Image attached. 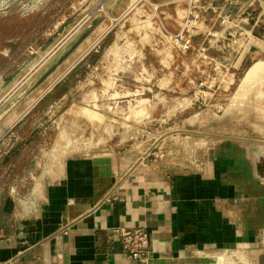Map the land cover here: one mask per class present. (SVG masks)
<instances>
[{
  "label": "rangeland",
  "instance_id": "1",
  "mask_svg": "<svg viewBox=\"0 0 264 264\" xmlns=\"http://www.w3.org/2000/svg\"><path fill=\"white\" fill-rule=\"evenodd\" d=\"M216 1L0 0V147L20 142V178L69 153L181 171L227 141L264 153V60L236 54L260 41Z\"/></svg>",
  "mask_w": 264,
  "mask_h": 264
},
{
  "label": "crops",
  "instance_id": "2",
  "mask_svg": "<svg viewBox=\"0 0 264 264\" xmlns=\"http://www.w3.org/2000/svg\"><path fill=\"white\" fill-rule=\"evenodd\" d=\"M201 1L206 9L217 2ZM252 1L226 0L231 12L222 16L260 41L236 50L242 62L264 60V0ZM263 154L227 141L204 167L181 171L127 163L126 151L69 153L20 178L19 142L0 167V264H135L118 227L146 229L149 264H212L214 253L241 245L253 264H264L256 247L264 229Z\"/></svg>",
  "mask_w": 264,
  "mask_h": 264
},
{
  "label": "built area",
  "instance_id": "3",
  "mask_svg": "<svg viewBox=\"0 0 264 264\" xmlns=\"http://www.w3.org/2000/svg\"><path fill=\"white\" fill-rule=\"evenodd\" d=\"M227 19L223 18L222 23ZM9 149L0 147V156L7 155ZM118 236L122 251L126 253L135 264H149V234L143 227L125 228L118 227L114 229ZM256 247L264 251V229L258 234ZM249 246L241 245L232 249H222L214 253L212 264H253L248 255Z\"/></svg>",
  "mask_w": 264,
  "mask_h": 264
},
{
  "label": "bare ground",
  "instance_id": "4",
  "mask_svg": "<svg viewBox=\"0 0 264 264\" xmlns=\"http://www.w3.org/2000/svg\"><path fill=\"white\" fill-rule=\"evenodd\" d=\"M258 64H259V63H258ZM258 64H257V65H258ZM263 64H264V63H263ZM263 66H264V65H263ZM263 66H262V67H263ZM260 68H261V66H260ZM262 69H264V68H262ZM262 69H261V70H262ZM253 70H254V69H253ZM259 71H260V70H259ZM253 72H254V71H253ZM255 73H256V72H255Z\"/></svg>",
  "mask_w": 264,
  "mask_h": 264
},
{
  "label": "water",
  "instance_id": "5",
  "mask_svg": "<svg viewBox=\"0 0 264 264\" xmlns=\"http://www.w3.org/2000/svg\"><path fill=\"white\" fill-rule=\"evenodd\" d=\"M58 47H59V46H58ZM58 47H57V48H58ZM57 48H56V49H57ZM56 49H55V50H56ZM55 50H54V51H55ZM51 87H52V86H51ZM42 96H43V95H42ZM42 96H41V97H42ZM41 97H39V99H40Z\"/></svg>",
  "mask_w": 264,
  "mask_h": 264
}]
</instances>
